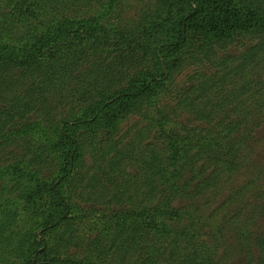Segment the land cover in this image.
<instances>
[{
	"label": "trees",
	"instance_id": "trees-1",
	"mask_svg": "<svg viewBox=\"0 0 264 264\" xmlns=\"http://www.w3.org/2000/svg\"><path fill=\"white\" fill-rule=\"evenodd\" d=\"M120 1L125 0H0V153L11 145L25 152L23 159L0 163V264L225 263L216 249L221 227L203 238L194 209L172 205L185 194L184 169L195 165L188 154L190 140L168 129L165 113L155 119L169 140L159 166L160 185L151 183L146 204L106 215L101 235L92 242L97 259L62 256L61 230L73 229L75 221L66 187L82 163L85 140L105 134L113 150L112 136L122 121L168 87L193 35L212 47L242 33H264V9L254 0H160L153 12L128 26L112 20ZM128 46L145 49L141 63L147 65L126 78L118 61ZM250 98L254 109L242 108L216 139L199 145L209 162L233 171L243 146L248 147L245 137L253 138L263 127L264 92ZM67 105V117L54 121L56 110ZM191 173V180L204 174ZM210 180L203 177V185ZM202 190L199 185L197 193ZM188 214L189 222L177 227ZM257 243L247 245L246 264H264V235Z\"/></svg>",
	"mask_w": 264,
	"mask_h": 264
},
{
	"label": "rangeland",
	"instance_id": "rangeland-1",
	"mask_svg": "<svg viewBox=\"0 0 264 264\" xmlns=\"http://www.w3.org/2000/svg\"><path fill=\"white\" fill-rule=\"evenodd\" d=\"M159 1H120L112 20L128 26L136 17L153 12ZM254 6L264 9V0H254ZM205 45L203 37H191L182 64L173 68L168 87L151 104L139 103L126 116L119 133L112 136L113 150H109L111 143L105 134H98L93 142L91 136L85 140L82 163L66 187L75 221L73 229L61 230L66 240L62 256L97 259L92 254L95 251L92 242L101 235L99 231L106 215L129 209L134 204H146L144 200L151 183L160 185L159 166L166 152L169 153V140L160 126H156L155 119L165 113L170 117L168 129L190 140L188 154L195 165L194 170L184 169L186 176L180 184L185 194L177 196L172 205L194 209L197 225H203L200 232L203 238L206 233L212 234L216 226L221 227L220 246L216 249L225 259L224 264L247 263L249 242L258 245L257 241L264 235V124L253 138L245 137L248 147L243 146L240 162L233 171L227 164L209 162L199 145H204L207 139H216L221 127L237 118L245 110L242 108H255L250 96L257 91L264 92V33H242L216 42L212 47ZM143 52L145 49L133 46L123 52L118 67L123 69L124 77L143 65L146 67L147 63H141L145 57ZM111 56L116 55H110L108 60ZM90 63L86 66L91 67ZM235 107H238L236 111ZM70 109L67 105L56 110L54 121L67 117ZM23 150L15 145L7 147L5 155L0 153V163L12 162L14 157L23 159ZM105 152L106 156L102 157ZM198 170H203L204 174L191 180L194 176L191 172L196 176ZM210 176V184L203 185V177ZM199 185L203 190L197 193ZM188 222L189 214L177 227L182 228ZM61 234L57 231L54 235L60 237ZM261 253L262 247L254 248L256 259Z\"/></svg>",
	"mask_w": 264,
	"mask_h": 264
}]
</instances>
